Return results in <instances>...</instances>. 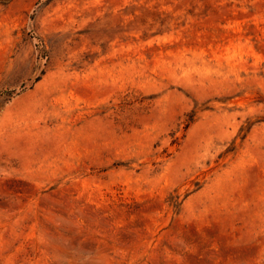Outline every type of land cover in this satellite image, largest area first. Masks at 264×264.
I'll use <instances>...</instances> for the list:
<instances>
[{
  "label": "rangeland",
  "instance_id": "374dc122",
  "mask_svg": "<svg viewBox=\"0 0 264 264\" xmlns=\"http://www.w3.org/2000/svg\"><path fill=\"white\" fill-rule=\"evenodd\" d=\"M0 264H264V0H0Z\"/></svg>",
  "mask_w": 264,
  "mask_h": 264
}]
</instances>
